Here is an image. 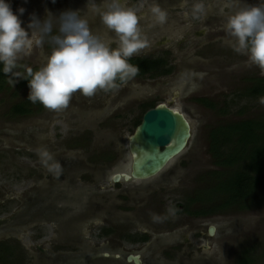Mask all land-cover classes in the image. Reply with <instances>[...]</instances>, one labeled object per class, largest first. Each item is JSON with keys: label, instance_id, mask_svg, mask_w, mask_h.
<instances>
[{"label": "rangeland", "instance_id": "rangeland-1", "mask_svg": "<svg viewBox=\"0 0 264 264\" xmlns=\"http://www.w3.org/2000/svg\"><path fill=\"white\" fill-rule=\"evenodd\" d=\"M148 1L121 0L137 15L146 41L133 56L163 58L170 74L131 77L92 96L76 92L58 111L30 103V112L17 116L13 106L29 93L21 80L27 68L42 66L50 52L47 38L18 55V75L0 91V247L8 251L0 264H131L127 255L152 256L153 264H203L204 255L214 258L209 264H236V259L264 264V172L240 205L222 208L226 197L219 190L236 167L216 163L209 137L219 126L264 116V98L245 94L253 79L264 77V68L234 51L225 28L230 14L264 0H156L152 8L161 9L163 20L152 9L142 10ZM6 2L14 14L24 9L19 19L26 30L33 14L43 19L46 12L78 11L93 34L115 40L100 15L111 0ZM198 4L202 11H196ZM58 24L54 21L53 33ZM158 104L190 121L187 149L151 179L113 185V175L129 169L127 139L144 105ZM193 213L203 217L191 218ZM211 225L216 233L208 238L205 230ZM176 232L187 235L186 243L179 245Z\"/></svg>", "mask_w": 264, "mask_h": 264}, {"label": "clouds", "instance_id": "clouds-1", "mask_svg": "<svg viewBox=\"0 0 264 264\" xmlns=\"http://www.w3.org/2000/svg\"><path fill=\"white\" fill-rule=\"evenodd\" d=\"M202 10V4L196 5V11ZM23 12L19 8L14 14L10 3L0 0V71L12 73L18 55L29 54L34 45L43 44L47 38L50 52L42 66L35 71L27 68L23 78L27 81L29 102L53 111L62 110L73 93L92 96L97 90L115 87L117 79L123 81L138 73L139 67L128 59L143 49L146 41L137 15L123 7L121 0H111L100 14L102 24L115 34V40L93 34L78 11H65L59 16L46 12L43 19L33 14L28 30L21 27L19 15ZM152 13L164 19L159 7H153ZM54 21H59L55 34ZM225 28L233 38L234 51L246 54L252 65L264 68V5L245 4L227 17ZM192 75L202 79L205 73ZM16 82L10 81L12 85ZM44 155L46 161L51 160L47 153ZM52 167L59 165L54 163Z\"/></svg>", "mask_w": 264, "mask_h": 264}, {"label": "trees", "instance_id": "trees-1", "mask_svg": "<svg viewBox=\"0 0 264 264\" xmlns=\"http://www.w3.org/2000/svg\"><path fill=\"white\" fill-rule=\"evenodd\" d=\"M128 62L139 67L138 73L123 81L117 79L115 81L116 85H121L131 77L151 78L158 75H167L171 72V69L167 68V61L163 58H129ZM16 75L18 74L14 69L13 72L9 74H4L0 71V91L4 89L6 81L12 80ZM23 78L21 80V85L27 86V81L23 80ZM252 81L253 83L245 93L246 96L249 98H264V77L256 78ZM200 101L208 107H213L211 103H207L204 99ZM30 103L31 102L25 99V102L14 105L11 112L17 116L27 115L30 112L28 108ZM33 105L43 107L39 103ZM152 108H154V106L144 105V113ZM140 122L141 119L136 121V126H138ZM209 135L211 143L210 149L217 159L216 163L226 169L236 167L235 171H230L229 174H226L224 179L228 180L226 182L227 185L219 190L226 197V201L220 206L225 208L232 204L240 205V203L252 193L257 182V177L264 172V116L261 115L255 119L219 126L212 130ZM230 145L232 148H230V150L228 149L229 151L219 152V147H229ZM240 163L243 165L240 166ZM205 213L206 212H203L202 214ZM7 255V248L0 247L1 262L6 261L5 258ZM237 264H240L239 260ZM247 264H250V260H248Z\"/></svg>", "mask_w": 264, "mask_h": 264}, {"label": "water", "instance_id": "water-1", "mask_svg": "<svg viewBox=\"0 0 264 264\" xmlns=\"http://www.w3.org/2000/svg\"><path fill=\"white\" fill-rule=\"evenodd\" d=\"M191 137L190 121L182 112L164 104L147 110L127 139L129 169L115 174L112 183H134L157 176L187 149ZM208 233L212 236L214 227ZM127 261L140 264L136 256H128Z\"/></svg>", "mask_w": 264, "mask_h": 264}, {"label": "flooded vegetation", "instance_id": "flooded-vegetation-1", "mask_svg": "<svg viewBox=\"0 0 264 264\" xmlns=\"http://www.w3.org/2000/svg\"><path fill=\"white\" fill-rule=\"evenodd\" d=\"M133 1V0H132ZM134 1H137V0H134ZM155 3H157V1L156 0H149L148 1V3H146V4H144L143 5V7H142V10H144V11H148L149 12V10L150 9H152V6H154V4ZM148 15V14H147ZM141 29V28H140ZM53 34H55V33H53ZM107 37H112L111 35H107ZM113 47H115V45H113ZM130 58H140V57H134V56H132V57H130ZM139 125V124H138ZM137 127V126H136ZM128 151V150H127ZM171 171L172 170H169V171H167L166 173H168V175L169 174H171ZM115 174H117V173H115ZM114 174V175H115ZM113 175V176H114ZM168 175L166 176V178H167V180L169 181L170 180V177H168ZM163 177V176H162ZM113 178V177H112ZM163 179L161 178L157 183H159V186H162L163 185ZM111 182H112V179H111ZM120 183V182H119ZM119 183H117V184H119ZM156 183V184H157ZM113 185H117V184H114V183H112ZM158 191V194H160V189H158L157 190ZM128 196V194L127 193H125V196ZM162 203H159V205H161ZM163 204H165V203H163ZM179 211H181V208L179 207ZM202 215H204V214H202ZM187 216V215H186ZM189 216V215H188ZM191 218H202L203 216H201L200 217V215H198V214H196V213H193L191 216H190ZM210 227H214L213 225H211V226H209V227H206V230H205V236L206 237H208V238H213L214 237V235H215V233H216V228L214 227V233H213V235L212 236H209V233H208V231H209V228ZM185 232V231H184ZM184 232L182 233V235H180V233H181V231H180V233L179 232H176V233H174L175 235H174V238H175V240H177V242H180V244L179 245H181V244H184V243H186L185 241L187 240V235L186 234H184ZM196 235H197V238H200V237H202V233L201 232H199V231H197V233H196ZM141 238V240H139V241H141L142 243H145V239L146 238H143V237H140ZM178 246V245H177ZM202 248H204V249H209L210 247L208 246V245H205L204 247H202ZM199 249V248H198ZM166 255V254H165ZM128 256H136V257H138V260L140 261V264H153V263H155L153 260H152V256L151 257H149V258H147V257H139V256H137V255H127V257H126V261H127V258H128ZM103 257H105V256H103ZM102 257V258H103ZM114 259H118V257L117 258H114ZM214 258H211V257H205V255L204 256H202L201 258H200V261H202V263L203 264H209V262L210 261H212ZM175 260V259H174ZM128 262V261H127ZM237 262H238V259H236V264H237ZM129 263H131V264H134L133 262H129Z\"/></svg>", "mask_w": 264, "mask_h": 264}, {"label": "bare ground", "instance_id": "bare-ground-1", "mask_svg": "<svg viewBox=\"0 0 264 264\" xmlns=\"http://www.w3.org/2000/svg\"><path fill=\"white\" fill-rule=\"evenodd\" d=\"M173 110H175V111H179V110H177V109H173Z\"/></svg>", "mask_w": 264, "mask_h": 264}]
</instances>
